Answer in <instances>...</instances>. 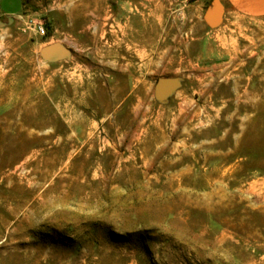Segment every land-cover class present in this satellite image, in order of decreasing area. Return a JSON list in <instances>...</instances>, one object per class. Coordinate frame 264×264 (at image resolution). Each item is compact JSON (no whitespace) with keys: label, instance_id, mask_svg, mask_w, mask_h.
I'll return each instance as SVG.
<instances>
[{"label":"rangeland","instance_id":"rangeland-1","mask_svg":"<svg viewBox=\"0 0 264 264\" xmlns=\"http://www.w3.org/2000/svg\"><path fill=\"white\" fill-rule=\"evenodd\" d=\"M80 1L29 0L0 40V264H264V25L211 53L176 13L151 51Z\"/></svg>","mask_w":264,"mask_h":264},{"label":"crops","instance_id":"crops-1","mask_svg":"<svg viewBox=\"0 0 264 264\" xmlns=\"http://www.w3.org/2000/svg\"><path fill=\"white\" fill-rule=\"evenodd\" d=\"M123 0L118 7L117 19L125 20L122 34L132 42L141 41V46H163L168 50V39L182 32L176 13L191 20V35L198 44L207 46V51H220L218 43L233 32L238 24L264 25V0ZM91 0L80 1V14L98 12ZM97 4V3H96ZM187 6V7H186ZM26 0H0V23H14L0 28V40L7 39L20 29L33 15L26 10ZM160 37V39H158ZM162 37H165L163 40ZM194 40V38H193ZM165 42V43H164ZM171 46H179V43ZM194 45V44H193ZM155 51V50H154Z\"/></svg>","mask_w":264,"mask_h":264},{"label":"water","instance_id":"water-1","mask_svg":"<svg viewBox=\"0 0 264 264\" xmlns=\"http://www.w3.org/2000/svg\"><path fill=\"white\" fill-rule=\"evenodd\" d=\"M113 4L117 3L119 0H110ZM14 23L13 19H9V23H3L0 28L12 25ZM71 51L64 44L56 43L45 47L41 55L47 61H57L60 58L70 56ZM181 87V81L177 78H161L157 81L155 87L156 97L159 101H166L169 99L174 92Z\"/></svg>","mask_w":264,"mask_h":264},{"label":"built area","instance_id":"built-area-1","mask_svg":"<svg viewBox=\"0 0 264 264\" xmlns=\"http://www.w3.org/2000/svg\"><path fill=\"white\" fill-rule=\"evenodd\" d=\"M31 26H34L36 32L42 37L47 36V31L43 24L31 22Z\"/></svg>","mask_w":264,"mask_h":264},{"label":"flooded vegetation","instance_id":"flooded-vegetation-1","mask_svg":"<svg viewBox=\"0 0 264 264\" xmlns=\"http://www.w3.org/2000/svg\"><path fill=\"white\" fill-rule=\"evenodd\" d=\"M123 0H119L117 3H114L113 5H114V7H115V9H117V11H118V4L120 3V2H122Z\"/></svg>","mask_w":264,"mask_h":264},{"label":"trees","instance_id":"trees-1","mask_svg":"<svg viewBox=\"0 0 264 264\" xmlns=\"http://www.w3.org/2000/svg\"><path fill=\"white\" fill-rule=\"evenodd\" d=\"M26 1H29V0H26ZM194 1V0H193Z\"/></svg>","mask_w":264,"mask_h":264}]
</instances>
